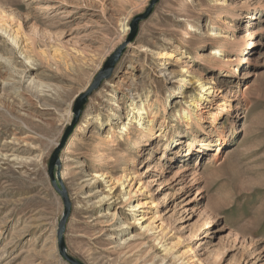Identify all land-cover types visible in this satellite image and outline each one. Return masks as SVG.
I'll list each match as a JSON object with an SVG mask.
<instances>
[{
  "label": "rangeland",
  "instance_id": "1",
  "mask_svg": "<svg viewBox=\"0 0 264 264\" xmlns=\"http://www.w3.org/2000/svg\"><path fill=\"white\" fill-rule=\"evenodd\" d=\"M150 1L0 0V264H68L48 162ZM223 47L237 68L213 63ZM134 100L150 135L120 133ZM59 176L82 264H264V0H159L80 110Z\"/></svg>",
  "mask_w": 264,
  "mask_h": 264
},
{
  "label": "water",
  "instance_id": "2",
  "mask_svg": "<svg viewBox=\"0 0 264 264\" xmlns=\"http://www.w3.org/2000/svg\"><path fill=\"white\" fill-rule=\"evenodd\" d=\"M159 0H151L147 9L145 12L141 15H138L134 17L130 23L129 26V33L127 39L114 51V53L106 60L104 63L102 70L98 73L96 76L94 82L89 86V88L82 94H80L74 103L73 106V115L74 118L70 125H68L62 135V138L60 142L57 144L56 148L52 152L49 162H48V175L51 180L52 186L54 190L61 196L62 202H63V214L62 217L58 223L57 231H56V239H57V248L59 255L68 263V264H82L78 260L74 259L73 257L69 256L65 251V244H64V232L67 220L69 218L70 212H71V203L69 201V198L67 196V192L65 190V187L63 186L60 176H59V154L61 150L64 148L67 139L73 132V127L75 123L77 122V119L79 117L80 110L84 106V104L87 101V98L90 96L92 91L98 88L99 83L101 79L106 78L110 75L112 70L114 69L116 63L120 59L125 47L131 43L138 30V25L141 21L146 20L152 13L153 7L155 4H157ZM56 170V177L59 182L60 188L56 184L55 176H54V169Z\"/></svg>",
  "mask_w": 264,
  "mask_h": 264
},
{
  "label": "bare ground",
  "instance_id": "3",
  "mask_svg": "<svg viewBox=\"0 0 264 264\" xmlns=\"http://www.w3.org/2000/svg\"><path fill=\"white\" fill-rule=\"evenodd\" d=\"M210 1H213V0H210ZM1 31V30H0ZM10 37V36H9ZM13 40V43H14V45H17L18 46V42L16 41V39H12ZM231 40V39H230ZM216 41H220V40H216ZM228 45H229V47H232V45H234V44H231L230 42L229 43H227ZM227 46V45H226ZM254 46H257V44H255ZM234 51V50H233ZM219 53L218 54H220V55H218L220 58H224V59H220V60H223L225 63H220L219 62V60H213V63L214 64H216L217 66H222V67H226L225 69L227 70V68L230 66H235V68H237L236 66V59H233V57L236 55H239L240 53H241V49H237L236 51H234V53L231 51V50H229V49H227L226 47H223V48H221L219 51H218ZM235 61V62H234ZM250 62H251V60L249 59V58H247L246 60H245V62L244 63H242V65H249L250 64ZM30 64V63H29ZM224 70V69H223ZM225 71V70H224ZM237 72V71H236ZM202 85V84H201ZM205 86V87H204ZM202 88H201V90H202V92L201 93H205L206 94V96L205 95H202L201 93H199V95H198V98L200 99V100H204V101H206V98L208 97V96H210V95H212V94H214V91H215V89L216 88H214V87H206V85L204 84L203 86H201ZM213 96V95H212ZM205 97V98H204ZM194 104V103H193ZM196 106V105H195ZM128 110H129V112H130V119L129 118H127V119H129V120H127L128 121V124L127 125H125V126H123L122 127V129H120V133L122 132V133H124V136H125V132H127L128 131V127L129 126H131V122L133 121V120H135L137 123H138V129H139V132L140 133H146L147 132V134L148 135H150V133H149V131H151V128H152V126H153V118H151V119H149L148 117H143V115H147L149 112L147 111V110H144V109H142L141 110V108H139V104L134 100V102H133V104L131 105H129V107H128ZM190 112H188V111H184V113H183V117L185 118V121L187 122L186 123V128L187 129H191V125H190V123L191 122H193L194 121V118L195 117H193V116H190V114H189ZM204 113V112H203ZM208 115V114H207ZM213 115V114H212ZM119 116V115H118ZM118 116L117 115H115V117L113 118V120L114 119H118ZM213 117V116H212ZM197 119V118H196ZM110 122V121H109ZM91 123H92V118H89V119H87L83 124H84V126L82 127V130H87V128L88 127H90V125H91ZM108 125V124H107ZM135 125H136V123L134 124V127H135ZM211 127L213 126V128L215 127V123H214V121H212L211 122ZM130 129V128H129ZM101 130V129H100ZM131 132V131H130ZM188 133L190 134L191 133V131H188ZM207 134H209V133H207ZM126 135H127V133H126ZM122 136V135H121ZM186 135H184V137H185ZM208 137H210L211 135H207ZM129 139V138H128ZM181 144V142H177L176 143V146H178V145H180ZM138 146H139V144H138ZM192 147L190 148V150L187 152V154L186 155H189V154H193L192 153ZM127 162H130V160L129 161H127ZM133 163H135V162H133ZM127 165L126 166H128V163H126ZM185 171H186V169H184ZM184 170H183V172H184ZM135 174V173H134ZM133 173H132V175L133 176H135ZM129 175V174H128ZM128 175H126L125 176V179L126 178H128L129 176ZM101 176H103V175H101ZM105 176V175H104ZM132 176V177H133ZM131 177V176H130ZM106 178V177H105ZM124 178V177H123ZM134 179V178H133ZM124 180V179H123ZM126 181H128L127 179H126ZM151 182V178H148L147 179V184H149ZM107 184H109V185H111V184H114V183H110V179H109V181H107L106 182ZM124 183H127V182H124ZM123 183V184H124ZM122 184V185H123ZM106 185V184H105ZM122 185H120V186H122ZM103 186H104V184H103ZM112 186V185H111ZM109 189H110V187H108ZM112 189V188H111ZM110 189V190H111ZM132 189L130 190L129 189V191H128V193H126V195L128 196V197H130V196H133L134 195V192H132ZM129 212H137L138 211V206L137 205H135V204H130L129 206ZM135 220H136V222H137V224H138V222H140V220H142V217L141 218H139V219H137V218H135ZM156 241H158V239H156ZM160 243V242H159ZM164 247V251L165 252H167V253H169L171 250H170V248H168V247H166V246H163ZM184 261V259L183 260H180L179 261V264H189L188 262L189 261H186V262H183Z\"/></svg>",
  "mask_w": 264,
  "mask_h": 264
}]
</instances>
